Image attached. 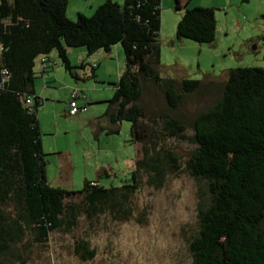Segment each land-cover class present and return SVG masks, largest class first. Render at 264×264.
<instances>
[{
	"label": "trees",
	"instance_id": "16d2710c",
	"mask_svg": "<svg viewBox=\"0 0 264 264\" xmlns=\"http://www.w3.org/2000/svg\"><path fill=\"white\" fill-rule=\"evenodd\" d=\"M68 3L0 0V264H27L30 248L46 246L56 232H74L82 217L129 220L144 178L159 189L168 177L182 175L205 183L208 196L207 201L199 196L198 230L188 245L193 264H264V68L228 72L221 99L195 117V148L182 160L160 136L184 137L177 111L186 96L207 87L159 75L161 0H107L91 17L78 14L76 21L67 17ZM175 9L183 10L178 40L215 41L214 10L182 8L178 1ZM117 45L124 51L125 70L105 116L113 125H131L127 141L136 146L135 167L121 186L85 181L77 192L53 188L41 142L37 75L49 73L48 57L56 52L78 78L73 69L84 70L86 64L73 67L69 48H84L90 58ZM39 59L45 62L37 73ZM88 66L94 79L98 64ZM149 84L163 93L170 112H147L142 99ZM73 249L82 262L96 256L82 238L74 239Z\"/></svg>",
	"mask_w": 264,
	"mask_h": 264
},
{
	"label": "rangeland",
	"instance_id": "374dc122",
	"mask_svg": "<svg viewBox=\"0 0 264 264\" xmlns=\"http://www.w3.org/2000/svg\"><path fill=\"white\" fill-rule=\"evenodd\" d=\"M106 1L69 0L67 17L72 21L78 14L91 17ZM177 1L182 8L214 10L213 43L177 39L183 15V10L175 9ZM160 19L159 75L179 83L186 79L200 81L207 87L205 93L186 96L177 111L185 123L184 137L160 136L166 147L186 160L195 148L194 119L221 99L228 72L264 68V0H162ZM117 47L119 57L113 53L106 62L89 60L92 65H100L95 79L89 69L87 76L75 68L73 74L77 72L79 77L71 75L56 52L48 57L49 73L37 75L34 88L42 101L38 112L41 142L45 145L47 181L53 188L77 192L85 181H99L106 188L121 186L135 167L136 146L127 141L131 125L123 122L119 134L107 135L98 131L103 120L97 118L105 114L109 105L93 102L86 106L98 96H109L107 101L113 98L114 85L125 70L123 48ZM82 50L85 49L67 50L73 67H79ZM39 65L38 60L37 73ZM74 93L80 96L81 111L72 118L65 114V107ZM142 102L149 114L170 112L163 93L152 84L147 85ZM146 180L132 200V218L115 220L104 216L88 221L82 217L74 232H56L46 246L30 248L32 258L27 264H193L188 245L198 230L200 194L208 200L205 183L195 182L188 175L170 176L157 189L148 186ZM75 238L84 239L95 250L92 261L82 262L74 255Z\"/></svg>",
	"mask_w": 264,
	"mask_h": 264
},
{
	"label": "crops",
	"instance_id": "0c3cea01",
	"mask_svg": "<svg viewBox=\"0 0 264 264\" xmlns=\"http://www.w3.org/2000/svg\"><path fill=\"white\" fill-rule=\"evenodd\" d=\"M161 2H162V0H161ZM102 51H104V50H100V51H98L97 53H95L94 55H92L90 58L88 57V54H87V52L84 50H82L81 51V53H80V56H79V62H82V63H84V64H86L85 65V69L83 70V71H81L82 72V74L84 75V76H87V73H88V69L89 70H91V75H92V68L91 67H89L88 65H92L90 62H89V60H93L95 63H97V62H102V61H104V62H106V60H109L110 59V57L112 56V54L114 53V54H116V55H118V57H119V50H118V47L117 46H114V48H111V50H110V52H102ZM39 61H40V65H39V67H40V70H41V67H42V65H41V60L39 59ZM80 64V63H79ZM79 64H78V66H79ZM99 64H98V67L97 68H99ZM96 68V69H97ZM40 72V71H39ZM94 75H95V78H96V70H95V72H94ZM119 76H121V75H119ZM94 78V79H95ZM120 78V77H119ZM35 94H36V91H35ZM37 95V94H36ZM72 97H73V95L71 96V98L69 99V101H68V103H67V107H65V114L66 115H68V111H69V103H70V101L72 100ZM79 98H80V96H79V94L77 95V103H78V105L81 107V103H80V100H79ZM107 100H109V96H98L96 99H95V101H92V99H91V101H90V103H86V106H90V105H92V103L93 102H97L98 104H109L108 102L109 101H107ZM86 108V107H85ZM107 111V110H106ZM106 111H105V114H106ZM79 114V113H78ZM105 114L104 115H102V117H99V118H97V119H100V120H103L102 122V124H103V126H100L99 127V129H98V131H101V132H106L107 133V135H112V134H119V132H120V130H119V128L121 127V125L122 124H117V125H113V124H111L110 123V121L108 120V118L105 116ZM78 115H76V116H69V117H72V118H75V117H77ZM39 127H40V122H39ZM118 130V132L117 133H115V131H117ZM42 148H43V151H45V145L43 144V142H42Z\"/></svg>",
	"mask_w": 264,
	"mask_h": 264
},
{
	"label": "built area",
	"instance_id": "2783aa9c",
	"mask_svg": "<svg viewBox=\"0 0 264 264\" xmlns=\"http://www.w3.org/2000/svg\"><path fill=\"white\" fill-rule=\"evenodd\" d=\"M41 62H45V60L42 59ZM76 98H77V94L74 93L73 97H72V100L69 103V111H68V115L69 116H76L80 112V107H79V105L77 103ZM28 103H30V101H28Z\"/></svg>",
	"mask_w": 264,
	"mask_h": 264
}]
</instances>
